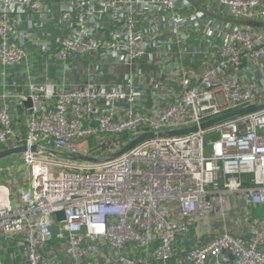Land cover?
<instances>
[{
	"label": "built area",
	"instance_id": "2783aa9c",
	"mask_svg": "<svg viewBox=\"0 0 264 264\" xmlns=\"http://www.w3.org/2000/svg\"><path fill=\"white\" fill-rule=\"evenodd\" d=\"M263 23L264 0H0V152L26 147L0 264H264V107L203 126L264 105Z\"/></svg>",
	"mask_w": 264,
	"mask_h": 264
},
{
	"label": "water",
	"instance_id": "95a60500",
	"mask_svg": "<svg viewBox=\"0 0 264 264\" xmlns=\"http://www.w3.org/2000/svg\"><path fill=\"white\" fill-rule=\"evenodd\" d=\"M217 17L222 18L220 16H217ZM228 20H232V21L237 22V23H246L245 21H242V20H236V19H230V18H228ZM247 23H250V22H247ZM255 24H258V23H255ZM262 107H264V105H250V106H247V107H244V108H241V109H238V110H235V111L226 113V114H224V115H222L220 117L214 118L212 120H209V121L205 122L203 124V126L204 127H207V126L211 125L212 123H214L215 121L224 119L226 117H229V116H232V115H235V114H244V113H247V112H250V111L257 110V109L262 108ZM195 129H196V127H189V128H185V129L169 131V134H171V135L184 134V133L192 132ZM153 136H154V133L153 132L143 133V134L139 135L138 137H136L135 139H133L120 152H124L126 150H129L135 144H137V143H139L142 140H145L147 138H151ZM25 149H26L25 146H19V147H14V148H10V149H5V150H3V151L0 152V160L3 159V158H5V157H7V156H9V155H12V154H15V153H19V152H21V151H23ZM33 149H35V147H33ZM84 159H91V158L90 157H84ZM57 215H58L59 218H63L64 217V213L61 212V211L58 212Z\"/></svg>",
	"mask_w": 264,
	"mask_h": 264
},
{
	"label": "rangeland",
	"instance_id": "374dc122",
	"mask_svg": "<svg viewBox=\"0 0 264 264\" xmlns=\"http://www.w3.org/2000/svg\"><path fill=\"white\" fill-rule=\"evenodd\" d=\"M209 0H207L208 2ZM88 146L87 148H93V147H96L97 146V138L94 136L92 137L90 140H86V142H84L82 144V148ZM0 165H3V166H14L16 169H19L21 171H24L25 170V166L23 164V159H22V154H19V155H10V156H7L3 159L0 160ZM5 178H3L2 180H0V183L1 182H5ZM21 181V179H20Z\"/></svg>",
	"mask_w": 264,
	"mask_h": 264
},
{
	"label": "crops",
	"instance_id": "0c3cea01",
	"mask_svg": "<svg viewBox=\"0 0 264 264\" xmlns=\"http://www.w3.org/2000/svg\"><path fill=\"white\" fill-rule=\"evenodd\" d=\"M80 74H81V72L80 73L79 72L76 73L77 76H79ZM260 213L264 215V210L260 211Z\"/></svg>",
	"mask_w": 264,
	"mask_h": 264
},
{
	"label": "trees",
	"instance_id": "16d2710c",
	"mask_svg": "<svg viewBox=\"0 0 264 264\" xmlns=\"http://www.w3.org/2000/svg\"><path fill=\"white\" fill-rule=\"evenodd\" d=\"M210 137H214V135H211Z\"/></svg>",
	"mask_w": 264,
	"mask_h": 264
}]
</instances>
